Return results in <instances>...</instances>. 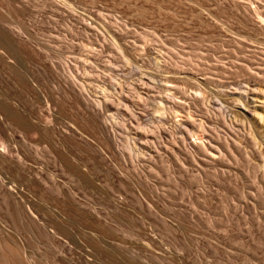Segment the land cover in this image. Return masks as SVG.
<instances>
[{
  "label": "rangeland",
  "instance_id": "obj_1",
  "mask_svg": "<svg viewBox=\"0 0 264 264\" xmlns=\"http://www.w3.org/2000/svg\"><path fill=\"white\" fill-rule=\"evenodd\" d=\"M260 16L264 0H0V28L23 45L25 61L5 66L30 80L22 88L0 63V92L35 122L52 111L54 146L79 171L39 147L40 133L18 129L23 173L47 182L9 181L0 171V264H264V180L255 167L264 143L252 113L233 118L236 96L264 112ZM39 43L58 50L57 77ZM85 44L92 76L73 68L87 60ZM128 91L147 99L129 107L139 116L134 129L131 111L119 108ZM190 118L227 145L217 163L199 166ZM148 126L162 131L151 134L157 142L174 138V149L145 144L137 157L121 154L117 144Z\"/></svg>",
  "mask_w": 264,
  "mask_h": 264
},
{
  "label": "bare ground",
  "instance_id": "obj_2",
  "mask_svg": "<svg viewBox=\"0 0 264 264\" xmlns=\"http://www.w3.org/2000/svg\"><path fill=\"white\" fill-rule=\"evenodd\" d=\"M257 10V9H256ZM254 10V11H256ZM260 19V22L264 21V18L263 17H259ZM7 22V21H5ZM8 23V22H7ZM11 25V23H9ZM17 28H20L19 26H17ZM23 46V45H22ZM20 44H18L15 40L12 39V37L10 35H8V33L6 31H4L3 29L0 28V63L1 65L4 64L3 67H6L8 68V70H10V73L13 75L11 77H15V80L17 81V85H21L23 84V87L24 88V85H26V83H29L30 80L28 79V81L26 80V74L25 73H22V69L19 71H17L16 69H14V65L11 66L9 64L6 65V63L10 62L9 59H11V61H15L16 65L18 64V66H21L23 67V62L25 64V61H22L23 59V54H24V48L22 47ZM39 46H40V49H42L43 51H45L47 54L51 53L50 55V60H51V65H52V70H54V74L52 75H55V73L58 71V63L56 61L57 60V57L52 54V53H58V50H56V47L51 45V44H47V45H44L43 43H39ZM152 48V47H151ZM84 52L86 54V59L87 60H83L82 62L80 61H75L74 64H73V68L75 70H78L80 68V66L82 65V68H83V72L88 75V76H92L93 74V71L91 70V68L88 66V60L92 59V53H93V50H92V46L91 44L88 45V44H85L84 45ZM29 54V53H28ZM27 54V55H28ZM41 55L40 52H37V56ZM31 56H29L30 58ZM36 57V55H35ZM40 58V57H38ZM26 60V58H25ZM28 62L26 63H29L30 60L27 59ZM85 61H86V64H85ZM0 65V66H1ZM16 65H15V68H16ZM17 66V67H18ZM67 66H69V64H67ZM20 67V68H21ZM26 67V66H25ZM1 68V67H0ZM19 68V69H20ZM2 69V68H1ZM56 71V72H55ZM7 72V71H5ZM10 74H8L7 78H9ZM56 76V75H55ZM10 77V78H11ZM34 77V76H33ZM49 77V76H48ZM57 77V76H56ZM9 78V79H10ZM34 79V78H33ZM32 79V80H33ZM166 79V78H165ZM53 80V79H52ZM75 80H77V78H75ZM11 81H14L11 79ZM38 81V80H37ZM43 81V80H42ZM171 82V81H169ZM175 82V81H173ZM15 83V81H14ZM44 83V82H43ZM57 83V82H56ZM32 84V83H31ZM47 84V83H46ZM168 84V83H167ZM173 84V83H172ZM171 84V86H172ZM38 85V84H37ZM45 85V84H44ZM28 85H26L25 87H27ZM54 89L57 88V85L54 83H52L51 85ZM143 86H145V84H143ZM169 86V85H168ZM170 86V88L167 87V89H172ZM174 86V85H173ZM43 87V86H42ZM47 87V86H46ZM78 87L83 90V85L82 84H79ZM98 87L101 89L102 93H103V97L105 100H107L108 98L110 99V91H108V89L104 86V85H98ZM19 88V87H18ZM30 88V87H29ZM52 88V89H53ZM165 88V87H164ZM199 89V87H197ZM27 89V88H25ZM41 89V88H40ZM192 89V88H191ZM193 89V92L194 93H197L199 96H202L201 98H204L203 95L201 94L203 92V90H196V87H194ZM237 89L241 90V92L243 91H247L245 90L244 87H241V86H237ZM22 90V89H21ZM32 90V89H31ZM86 90V89H85ZM1 91V90H0ZM4 91V90H3ZM170 91V90H169ZM168 91V92H169ZM201 91V92H200ZM129 92V91H128ZM166 92V91H165ZM48 94V93H47ZM131 92H129L128 94H125V93H121V96H120V100L122 101L123 104H120L122 106H119V108H122L123 106L126 107L128 110H130L131 112H127V114H129V116H131V118L128 119V123H126V126L127 127H130L131 129H134L132 125V122H133V119L132 118H139V116H135V112H133V110H131V108H129L130 106H134V105H140V101H143L145 102L147 99H144L141 94H139V92H137L135 94V96H133V94H131ZM167 94V93H166ZM35 95V94H34ZM42 95V94H41ZM153 95V94H152ZM195 95V94H194ZM192 95V96H194ZM12 95L9 94H5V93H1L0 92V126L3 128V131H6L9 133V135L7 133H4V134H7L5 137L7 138H4V136H0V171H2V173H8L10 175V177L8 176L7 179L9 181H12V179H19L21 180L22 182H28L30 184H34V185H38V184H43L47 182V177L46 176H43V175H40V176H33L31 177H28V175L26 176L24 173H23V170H22V163L25 161V159L20 156V154L18 153V151L16 150V139L17 137H21V135L19 134V128H24L26 129V136L29 137V138H33V136H37V133L39 135H41V138H39L37 141V145L40 147L41 144H43V147L44 145H46V143L49 145V148H47L48 150L50 151H55L56 152V156H57V161L58 163H61L63 164L62 166L66 168V170L68 171H74L76 170V168L68 161L66 155H63V153H61V151H58L56 150L55 146H54V137L53 134L50 133V126L52 125L53 121H54V118L49 116V114H52L49 109L47 110V108H45V111L41 114V118L38 120L33 121L32 118H30L28 115L25 116V115H22L24 113H20L16 108L15 106L13 105L14 102H12ZM39 96V95H38ZM191 96V97H192ZM241 96V95H239ZM14 97V96H13ZM158 97V96H157ZM196 97V96H195ZM244 97V96H243ZM36 98V97H35ZM41 97H39L40 99ZM152 98V96H151ZM154 99H157L156 96H153ZM171 98V100H173V96H165V100L169 101V99ZM245 98V97H244ZM195 99H198L195 98ZM205 99V98H204ZM44 100V99H43ZM41 100V101H43ZM46 100V99H45ZM217 100V99H216ZM217 102H219V100H217ZM216 101L213 102V105H218ZM234 102H236V105H238L239 109H237V112L235 113L234 115V119H238V115L242 114L243 116L247 117V114L248 113V116H249V113H252L251 116L254 117V120L255 122H257V125L254 123V126L256 125V129L259 130H256V138L258 140H260L262 143H264V112L260 111V107L259 104L257 103V101H254L251 105L253 107V109L250 107V104L246 105V103H244L243 100L239 99L238 96L234 97ZM41 103V102H40ZM44 103V102H43ZM42 103V105H43ZM121 103V102H120ZM160 105H162L161 107L159 106V109L158 110H165V106H163V102L160 101L159 102ZM175 104V103H174ZM219 104H221V102H219ZM41 105V104H40ZM103 105V103H102ZM105 105V104H104ZM106 106H109L111 107L112 109V106H110L107 101H106ZM243 106V107H242ZM43 107V106H42ZM51 107V106H50ZM108 108V107H107ZM182 108V107H181ZM190 108V107H189ZM170 109V108H169ZM173 112L175 113V115H177L178 111L175 109V107L173 108ZM53 110V109H52ZM110 110V109H109ZM125 110V109H123ZM215 110H217V108H215ZM223 110V109H221ZM172 111V110H171ZM190 114V113H188ZM187 114V115H188ZM33 117V116H32ZM191 117V116H190ZM53 118V119H52ZM35 119V118H34ZM189 119V118H188ZM56 120V119H55ZM194 120V119H193ZM191 120H188L187 123L185 124V128L187 130V134L188 136H192L194 137V141L190 142L189 144L191 146H193L196 151L199 152V156L201 157L200 158V161L198 162L199 166L201 168H204V164L205 162H208V163H217L218 160H220L222 158V156L225 154V147H227V145L225 146L224 144L220 143V142H217V141H214V139L210 136H207L206 134V128L205 126L203 125V123H198L196 124L195 123V120L193 121ZM55 123V122H54ZM53 123V124H54ZM59 124V123H58ZM122 124H125V122H123ZM138 124H135V126H137ZM141 124H139V127H140ZM52 127V126H51ZM54 128V127H53ZM149 128V126L147 127ZM145 128V130H141L139 128V130H141V132L137 133L136 135H139L138 138H133V139H130L128 142H126L127 144L125 145V147L117 144V146H120L119 150L122 151L121 154L124 153V151L126 150L130 155H134V156H139L141 154V145H149L150 147H152L153 150H163L165 148L164 144L166 145V147L170 148L171 150L174 149V143H175V140L174 138L170 137L168 138L167 140H160L157 142V140H155L156 138H153L151 136V134L153 133H162V131L158 130V129H155V130H151V128L147 129ZM252 128V127H251ZM250 128V129H251ZM255 128V127H254ZM64 129V128H63ZM22 130V129H21ZM253 130V129H252ZM255 131V130H254ZM253 131V133H254ZM54 133V132H53ZM57 133V131H56ZM164 133V132H163ZM157 134V135H158ZM162 135V134H161ZM255 136V134H253ZM159 136V135H158ZM164 136V135H163ZM60 137V136H59ZM136 137V136H135ZM160 137V136H159ZM58 138V137H57ZM158 138V137H157ZM37 139V138H36ZM164 139V138H163ZM187 139V138H186ZM254 139V138H253ZM35 140V139H34ZM57 141V140H56ZM132 141V142H131ZM32 143V141H31ZM34 143V141H33ZM35 144V143H34ZM137 145H140V146H137ZM38 147V148H39ZM47 147V146H46ZM138 147V148H136ZM59 148V147H58ZM35 149V148H34ZM40 149V148H39ZM61 150V149H60ZM63 151V150H62ZM37 152V151H36ZM54 152V153H55ZM193 152V151H192ZM231 154L232 151H229ZM42 153V152H41ZM172 153V152H171ZM176 153V152H175ZM174 153V154H175ZM39 154V153H38ZM193 154V153H192ZM124 155V154H123ZM257 156H258V159H257V162H256V168L260 171V173L262 174V178L264 180V151H259L257 152ZM60 166V164H59ZM77 167V165H76ZM80 167V166H79ZM26 168V167H25ZM62 168V167H61ZM28 169H33L32 166L28 167ZM79 169V168H78ZM77 171V170H76ZM82 171V170H81ZM79 172V171H77ZM66 173V172H65ZM70 173V172H68ZM75 173V172H73ZM72 174V173H71ZM31 175V174H30ZM51 175V173H50ZM7 176V174H6ZM53 176V175H51ZM77 176V175H76ZM2 177V176H1ZM49 177V176H48ZM84 177V176H83ZM51 178V177H50ZM69 178V177H68ZM53 179V178H52ZM88 179V178H87ZM2 180V179H1ZM8 181V183H10ZM85 181V180H84ZM17 183V182H16ZM89 184V182H87ZM133 193V192H132ZM137 194V193H136ZM120 206V205H119ZM130 206V205H129ZM127 209H125L126 211ZM124 211V212H125ZM123 212V213H124ZM129 213V212H128ZM130 216V215H129Z\"/></svg>",
  "mask_w": 264,
  "mask_h": 264
}]
</instances>
